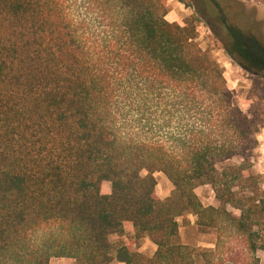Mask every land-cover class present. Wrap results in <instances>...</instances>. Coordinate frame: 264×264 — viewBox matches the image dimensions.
I'll list each match as a JSON object with an SVG mask.
<instances>
[{
  "label": "trees",
  "instance_id": "obj_1",
  "mask_svg": "<svg viewBox=\"0 0 264 264\" xmlns=\"http://www.w3.org/2000/svg\"><path fill=\"white\" fill-rule=\"evenodd\" d=\"M214 5L226 51L264 77V46ZM166 14L164 0H0V264H224L223 239L258 264L264 91L243 113L193 23ZM201 186L217 206L202 205ZM188 216L213 247L181 241ZM124 222L151 257L110 241Z\"/></svg>",
  "mask_w": 264,
  "mask_h": 264
},
{
  "label": "rangeland",
  "instance_id": "obj_2",
  "mask_svg": "<svg viewBox=\"0 0 264 264\" xmlns=\"http://www.w3.org/2000/svg\"><path fill=\"white\" fill-rule=\"evenodd\" d=\"M167 8L165 19L170 23H177L184 26L191 22L196 29V43L198 47L205 51L220 66L227 88L234 92L239 108L243 113H247L250 104L257 102V96L264 91V77L252 74L249 70L241 68L240 59L236 54L226 51L224 43L225 32L222 28L213 24L220 16L214 4H220L223 14L231 24L240 27L246 35L256 38L264 46V0H164ZM212 27H210V26ZM211 28H214L212 30ZM251 70V69H250ZM255 72V71H254ZM263 108H264V102ZM258 148L252 159V172L260 179V187L264 190V128L257 136ZM237 160H230L224 165H235ZM157 185L155 193L160 200H165L170 196L172 185L162 174H155ZM110 188V184L103 182L101 185L102 194L105 189ZM195 194L204 206H217L214 193L210 186H201L195 189ZM237 214L236 211H233ZM187 221L178 219L179 235L183 243L197 245L201 247H213L216 241V234L212 230L199 232L195 227V218L188 216ZM145 238V237H143ZM140 239H129L127 243L131 248L142 249V255L151 257L155 246L149 241ZM120 239L117 235H111L110 241L117 243ZM124 241V240H123ZM225 244L221 254L226 256L228 248L233 252L232 259L226 260L224 264H244L242 258L237 254L240 247H237L236 240L223 239ZM126 242V241H125ZM258 264H264V248L256 252ZM49 264H75L71 259L51 258ZM112 264H118L113 262Z\"/></svg>",
  "mask_w": 264,
  "mask_h": 264
},
{
  "label": "crops",
  "instance_id": "obj_3",
  "mask_svg": "<svg viewBox=\"0 0 264 264\" xmlns=\"http://www.w3.org/2000/svg\"><path fill=\"white\" fill-rule=\"evenodd\" d=\"M110 193V188L105 189V192L103 194L107 195ZM133 238L134 239V229L132 227V224L130 222H124L123 223V235L120 237V239H123L125 244L127 245V247H129V250L132 252H138V253H142L143 250L142 249H138V248H131L129 246V243H127V241L129 239ZM144 240H148V238H143ZM155 251V250H154ZM118 263V262H117ZM118 264H122V263H118Z\"/></svg>",
  "mask_w": 264,
  "mask_h": 264
}]
</instances>
